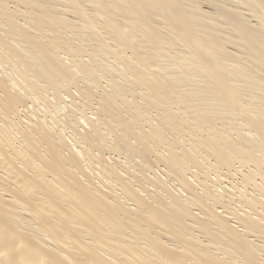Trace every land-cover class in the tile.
I'll list each match as a JSON object with an SVG mask.
<instances>
[{"label": "bare ground", "instance_id": "bare-ground-1", "mask_svg": "<svg viewBox=\"0 0 264 264\" xmlns=\"http://www.w3.org/2000/svg\"><path fill=\"white\" fill-rule=\"evenodd\" d=\"M0 264H264V0H0Z\"/></svg>", "mask_w": 264, "mask_h": 264}]
</instances>
